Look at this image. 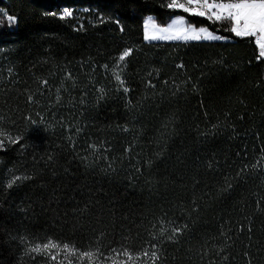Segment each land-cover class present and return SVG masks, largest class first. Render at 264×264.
<instances>
[{
	"label": "trees",
	"instance_id": "trees-1",
	"mask_svg": "<svg viewBox=\"0 0 264 264\" xmlns=\"http://www.w3.org/2000/svg\"><path fill=\"white\" fill-rule=\"evenodd\" d=\"M169 4L0 0V264H264V58Z\"/></svg>",
	"mask_w": 264,
	"mask_h": 264
},
{
	"label": "snow or ice",
	"instance_id": "snow-or-ice-1",
	"mask_svg": "<svg viewBox=\"0 0 264 264\" xmlns=\"http://www.w3.org/2000/svg\"><path fill=\"white\" fill-rule=\"evenodd\" d=\"M188 4H197L206 6L208 9H216L217 11L213 13L216 20H228L232 23L231 31L237 36L241 37H253L255 42L258 45L260 52L259 56L264 57V0H228L227 3L224 0H220L219 3L216 0H212L209 3V0H187ZM168 7H181L184 8V11H193L194 14L204 16V11H195L193 9L184 7L182 4H178L177 0H172V3ZM70 15V13H68ZM211 18V17H210ZM9 20H14V18L9 17ZM147 30V25H146ZM162 31H168L163 29ZM201 33H205V37L201 36ZM160 38L156 35L148 36L146 31V39H157ZM169 38V37H163ZM179 38V34L177 36ZM184 39H216L217 37L212 36L211 33H208L206 29H199L198 31L193 30L188 35L183 37ZM131 50H125V52L120 56V60L123 61L127 56H129ZM119 80L120 77L117 76ZM127 91V89H125ZM2 143V142H0ZM59 245L50 242L43 246L44 249L48 248H57ZM65 249H68V245H64ZM41 249L37 247L33 251H40ZM83 256H91L92 253H83ZM125 255H128L126 252ZM147 255V253H145ZM152 256L155 257L156 253H152ZM55 259V257H52ZM131 258V257H130Z\"/></svg>",
	"mask_w": 264,
	"mask_h": 264
},
{
	"label": "rangeland",
	"instance_id": "rangeland-1",
	"mask_svg": "<svg viewBox=\"0 0 264 264\" xmlns=\"http://www.w3.org/2000/svg\"><path fill=\"white\" fill-rule=\"evenodd\" d=\"M170 3H172V0H169ZM178 4L184 5V7L193 9L195 11H204L205 15L200 16L194 14L193 11H188L187 13L190 15L205 17L211 21H219L215 19V16L213 15L214 12H216V9H208L206 6L197 5V4H188L187 0H177ZM209 3H211L209 1ZM219 3V2H217ZM227 3V2H225ZM172 9L176 10H182L184 11V8L181 7H171ZM186 12V11H184ZM70 13V15H68ZM76 14L73 10H63L61 16L62 17H74ZM211 17V18H210ZM147 25V30H146ZM163 29H167L168 31H162ZM199 29H206L208 33H211L212 36L217 37L216 39H208V38H201L199 40L197 39H184L183 37L185 35H188L193 30L198 31ZM146 31L148 36L156 35L160 38L157 39H146ZM179 34V38H177ZM205 33H201L202 37H205ZM163 37H169V38H163ZM144 41L147 43H167V42H174V43H189V42H210V41H226V39L217 33H214L208 28L205 27H197L192 24H188L186 19L182 16H175L171 18L166 23H159L154 17L149 16L145 19L144 22ZM264 58V57H263Z\"/></svg>",
	"mask_w": 264,
	"mask_h": 264
}]
</instances>
